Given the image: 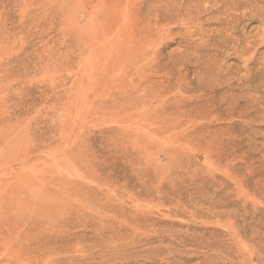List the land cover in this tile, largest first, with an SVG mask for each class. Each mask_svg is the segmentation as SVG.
Masks as SVG:
<instances>
[{"label":"rangeland","instance_id":"obj_1","mask_svg":"<svg viewBox=\"0 0 264 264\" xmlns=\"http://www.w3.org/2000/svg\"><path fill=\"white\" fill-rule=\"evenodd\" d=\"M0 264H264V0H0Z\"/></svg>","mask_w":264,"mask_h":264}]
</instances>
